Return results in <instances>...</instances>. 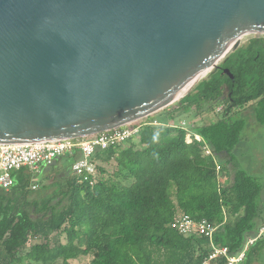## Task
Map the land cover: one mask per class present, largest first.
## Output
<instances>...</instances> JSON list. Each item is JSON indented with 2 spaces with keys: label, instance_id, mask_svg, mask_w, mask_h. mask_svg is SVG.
I'll list each match as a JSON object with an SVG mask.
<instances>
[{
  "label": "trees",
  "instance_id": "obj_1",
  "mask_svg": "<svg viewBox=\"0 0 264 264\" xmlns=\"http://www.w3.org/2000/svg\"><path fill=\"white\" fill-rule=\"evenodd\" d=\"M177 102L156 117L163 125L146 124L137 138L96 149L94 184L72 171L79 149L37 173L13 172L12 188L0 189V264H73L83 257L87 264H202L210 240L174 227L184 214L216 224L213 241L231 254L257 237L241 264H264L262 185L244 169L225 168L235 162L242 140L241 111L250 106L264 124V35L229 52ZM218 106L219 117L192 128L212 155L204 154L200 141L188 143L186 129L169 125L180 115L199 116ZM210 264L227 261L219 257Z\"/></svg>",
  "mask_w": 264,
  "mask_h": 264
},
{
  "label": "water",
  "instance_id": "obj_2",
  "mask_svg": "<svg viewBox=\"0 0 264 264\" xmlns=\"http://www.w3.org/2000/svg\"><path fill=\"white\" fill-rule=\"evenodd\" d=\"M261 34L264 0H0V143L156 113Z\"/></svg>",
  "mask_w": 264,
  "mask_h": 264
},
{
  "label": "built area",
  "instance_id": "obj_3",
  "mask_svg": "<svg viewBox=\"0 0 264 264\" xmlns=\"http://www.w3.org/2000/svg\"><path fill=\"white\" fill-rule=\"evenodd\" d=\"M222 107H219L221 110ZM150 124L154 126L163 125L153 114L147 115L137 120L130 121L122 126L102 131L87 137L77 139H61L54 141H42L33 143H0V189L9 191L14 185L13 172L22 168L31 171H39L41 165H49L56 158L71 154L75 149H79L82 157L74 162L72 171L80 180L90 179L94 184L96 176V164L92 161V156L96 149H105L110 146L122 145L129 140L138 137L142 126ZM170 126L186 129V141L188 143L196 139L202 143L205 155H212V150L203 137L187 127L184 120L180 124L170 123ZM218 170L221 166L218 164ZM38 185L34 184L33 188ZM185 235L197 234L209 238L211 251L203 260L202 264H210L219 257L226 258L227 264H241L245 258L247 247L252 244L257 237H249L245 247L236 254H231L228 246H219L214 241V234L217 225L206 219L194 220L189 215L184 214L177 218L173 224ZM264 233V226L260 228L259 234Z\"/></svg>",
  "mask_w": 264,
  "mask_h": 264
},
{
  "label": "rangeland",
  "instance_id": "obj_4",
  "mask_svg": "<svg viewBox=\"0 0 264 264\" xmlns=\"http://www.w3.org/2000/svg\"><path fill=\"white\" fill-rule=\"evenodd\" d=\"M253 36L259 35H251L241 39V45L247 43L248 39ZM213 70L214 69H212L210 72H212ZM177 103L178 102L170 105L169 108H173ZM219 107L222 106L215 107L212 111L204 112L199 116H194V113H191L189 115H180L176 119H174L172 123L180 124L185 120L187 122L186 126L189 128H193V126L195 127L198 124L211 123L216 119V117L220 116L222 109L219 110ZM249 110L250 106L242 110L241 113L237 116L238 118H244L246 121V125L242 132V140L234 150L236 156L235 162L230 165L226 164L225 168L228 172H234L239 168L244 169L261 183L262 190L259 197V205L261 208V214L264 216V124H260L255 121L253 115ZM165 112L166 110H159L158 112L154 113V116L160 118L165 114ZM111 167V165H107V169L110 170ZM37 172L38 171L34 173ZM42 183H47V180H43L41 183H39L38 181L34 182V184H40V186ZM88 261V257H83L79 260L73 261L72 263L87 264Z\"/></svg>",
  "mask_w": 264,
  "mask_h": 264
}]
</instances>
